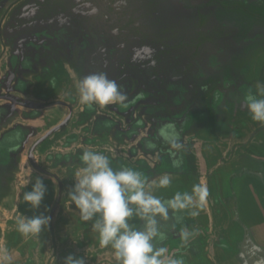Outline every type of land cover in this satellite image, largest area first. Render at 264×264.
I'll use <instances>...</instances> for the list:
<instances>
[{
  "label": "crops",
  "instance_id": "1",
  "mask_svg": "<svg viewBox=\"0 0 264 264\" xmlns=\"http://www.w3.org/2000/svg\"><path fill=\"white\" fill-rule=\"evenodd\" d=\"M215 17L229 15L216 10ZM223 63L205 68L186 100L142 95L128 98L125 108L82 104L80 73L70 63L59 59L36 70L14 62L9 81L0 77V264H64L69 255L117 264L111 247L100 246L93 221L82 222L68 198L85 151L104 154L114 170L141 172L146 191L162 200L193 184L207 188L198 216L170 210L167 221L157 218L153 244L166 249L165 264H264V124L246 103L250 93L264 98L256 88L264 85V35ZM173 140L179 150L170 147ZM165 174L172 183L160 188ZM36 178L46 192L34 209L23 194ZM40 215L50 222L39 234L17 230L22 217ZM130 224L143 227L135 217Z\"/></svg>",
  "mask_w": 264,
  "mask_h": 264
},
{
  "label": "rangeland",
  "instance_id": "2",
  "mask_svg": "<svg viewBox=\"0 0 264 264\" xmlns=\"http://www.w3.org/2000/svg\"><path fill=\"white\" fill-rule=\"evenodd\" d=\"M22 1L4 0L0 4L2 82L12 77L14 62L18 67L30 65L37 70L60 59L75 66L81 80L91 74H106L108 79L116 81L127 98L143 95L157 98L161 103H167L168 99L180 102L192 96L189 86L205 68L222 66L228 54L240 51L251 40L264 35V0H166L158 7V14L166 23H180L186 37L196 31L198 12L209 15L207 30L229 26L234 33L227 48L212 52L204 59L206 67L198 57L191 62V53L184 50L157 63L148 42L120 41L113 32L100 31L103 15L94 3L85 0H77L67 13L11 29L14 8ZM216 10L229 17H215ZM30 18L25 16L27 21ZM236 34L242 35L237 43L232 39ZM120 62L128 65L123 72H120Z\"/></svg>",
  "mask_w": 264,
  "mask_h": 264
},
{
  "label": "clouds",
  "instance_id": "3",
  "mask_svg": "<svg viewBox=\"0 0 264 264\" xmlns=\"http://www.w3.org/2000/svg\"><path fill=\"white\" fill-rule=\"evenodd\" d=\"M256 88L259 96L264 97V85L257 84ZM78 91L82 104L128 106L127 95L104 73L85 76ZM246 103L252 119L264 124V98L250 93ZM170 147L179 150L182 145L173 140ZM81 160L82 174L75 177L68 198L79 210L82 222L93 221L92 227L99 234L100 246L111 247L117 264H165L161 257L166 249L156 248L153 244L160 235L157 218L167 221L170 210L174 213L187 210L192 217L198 216L209 195L207 188L199 183L193 184L190 192H176L171 199L162 200L146 191L148 182L139 171L130 168L114 170L109 158L98 152L85 151ZM173 165L179 167L180 161H174ZM171 183L167 174L159 178L160 188H167ZM45 192L43 181L36 178L32 190L23 194V201L34 209L38 208ZM134 217L143 222L142 229L130 224ZM49 222L50 218L43 215L22 217L17 230L23 235H35ZM189 236L187 231L182 232L184 240ZM64 264H85V260L69 255ZM167 264H183V260L171 259Z\"/></svg>",
  "mask_w": 264,
  "mask_h": 264
},
{
  "label": "trees",
  "instance_id": "4",
  "mask_svg": "<svg viewBox=\"0 0 264 264\" xmlns=\"http://www.w3.org/2000/svg\"><path fill=\"white\" fill-rule=\"evenodd\" d=\"M4 0H0V4ZM7 1V0H6ZM77 0H24L14 10L9 27L20 29L30 22L45 21L53 16L67 13ZM94 3L101 11L103 20L100 31L113 32L116 40L138 39L148 42L153 50V59L159 63L180 51L190 52V60L196 57L206 67L212 52L227 48L234 30L229 26L213 27L209 30V15L197 13L196 31L186 37L178 22L166 23L158 14V7L166 0H85ZM33 13V15H32ZM25 16H31L27 21ZM192 64L188 65L191 66ZM120 72L127 69V63L120 62ZM191 67H187L190 70Z\"/></svg>",
  "mask_w": 264,
  "mask_h": 264
},
{
  "label": "flooded vegetation",
  "instance_id": "5",
  "mask_svg": "<svg viewBox=\"0 0 264 264\" xmlns=\"http://www.w3.org/2000/svg\"><path fill=\"white\" fill-rule=\"evenodd\" d=\"M32 15H33V14H32ZM30 17H31V16H30ZM28 19H29V18H28ZM28 19H27V20H28ZM30 19H31V18H30Z\"/></svg>",
  "mask_w": 264,
  "mask_h": 264
}]
</instances>
